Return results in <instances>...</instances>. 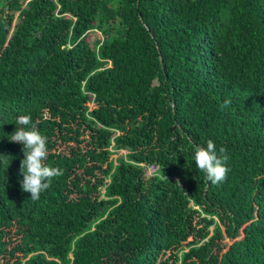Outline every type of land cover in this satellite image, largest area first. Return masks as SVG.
<instances>
[{"label": "trees", "instance_id": "obj_1", "mask_svg": "<svg viewBox=\"0 0 264 264\" xmlns=\"http://www.w3.org/2000/svg\"><path fill=\"white\" fill-rule=\"evenodd\" d=\"M19 115L64 173L37 201ZM0 264H264V0H0Z\"/></svg>", "mask_w": 264, "mask_h": 264}, {"label": "clouds", "instance_id": "obj_2", "mask_svg": "<svg viewBox=\"0 0 264 264\" xmlns=\"http://www.w3.org/2000/svg\"><path fill=\"white\" fill-rule=\"evenodd\" d=\"M230 104V100H224L221 110L228 108ZM15 124L20 127H16L10 141L23 146V159L20 162V173L23 176L21 189L30 193L31 200L37 201L41 193L51 187L53 180L64 174L63 169L45 163L49 155L47 138L39 132L30 115H19ZM193 160L196 168L205 173L207 180L214 185L223 182L230 171L227 166L229 156L226 148L220 147L217 151L211 139L207 141L206 147L194 146ZM165 178V175L160 177Z\"/></svg>", "mask_w": 264, "mask_h": 264}, {"label": "rangeland", "instance_id": "obj_3", "mask_svg": "<svg viewBox=\"0 0 264 264\" xmlns=\"http://www.w3.org/2000/svg\"><path fill=\"white\" fill-rule=\"evenodd\" d=\"M100 36H101L100 33H99L97 30H95L94 33H93V40H94L95 38L100 37ZM122 152L124 153L125 151L122 150ZM148 172L150 173V172H152V171L149 170Z\"/></svg>", "mask_w": 264, "mask_h": 264}]
</instances>
